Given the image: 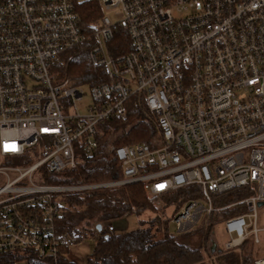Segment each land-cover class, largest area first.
I'll use <instances>...</instances> for the list:
<instances>
[{
	"label": "built area",
	"instance_id": "obj_1",
	"mask_svg": "<svg viewBox=\"0 0 264 264\" xmlns=\"http://www.w3.org/2000/svg\"><path fill=\"white\" fill-rule=\"evenodd\" d=\"M84 1L0 0V154L33 155L28 166L0 165V252L33 247L46 257L72 249L77 236L55 232L66 197L128 183H144L153 196L194 187L172 216L178 232L244 206L223 220L224 250L261 243L264 0H97L104 15L91 33L80 22ZM88 41L107 81L86 86L91 101L84 104V86L59 80L53 65ZM139 94L157 131L151 142L114 147L123 178L42 180L43 166L55 174L76 168L77 144L94 151L99 124L112 115L126 120V103ZM242 187L250 194L216 204V194Z\"/></svg>",
	"mask_w": 264,
	"mask_h": 264
},
{
	"label": "trees",
	"instance_id": "obj_2",
	"mask_svg": "<svg viewBox=\"0 0 264 264\" xmlns=\"http://www.w3.org/2000/svg\"><path fill=\"white\" fill-rule=\"evenodd\" d=\"M80 22L91 33L96 21L104 15L97 0L79 3ZM123 35V33H122ZM126 38V35H124ZM88 41L68 50L53 66L59 72V80H69L74 86H95L107 81L105 69L94 65L90 59ZM128 116L121 120L117 115L99 124V144L89 152L77 144L78 166L61 173H53L46 166L41 168L42 180L48 184L100 183L123 178V166L114 155V147L141 141L151 142L157 131L155 115L146 105L142 94L130 97L126 103ZM12 158L21 165L32 163L33 155L1 156ZM194 187L188 186L168 194L153 196L143 183H128L114 187H102L82 193H72L65 199L62 213L55 220V232L59 236L76 235L77 241L96 237L93 250L87 256V264H207L210 257L215 264H255V244L246 240L239 248L227 251L221 248L213 254L211 241L219 222L229 216L242 213L245 207H229L209 215L201 224L203 231L198 245L183 243L180 236L172 234L168 225L173 214L190 199ZM247 188L216 194L220 206L239 201L249 195ZM169 214V210L172 209ZM150 210L153 216L141 221L138 227L125 232H110L105 222L130 214L141 215ZM102 225L98 231L97 225ZM98 232V233H97ZM56 256H43L36 248L18 247L0 252V264H78L67 257L70 249L60 246ZM212 261L209 260L210 264Z\"/></svg>",
	"mask_w": 264,
	"mask_h": 264
},
{
	"label": "rangeland",
	"instance_id": "obj_3",
	"mask_svg": "<svg viewBox=\"0 0 264 264\" xmlns=\"http://www.w3.org/2000/svg\"><path fill=\"white\" fill-rule=\"evenodd\" d=\"M106 14L109 15L112 19H117V17L115 16L114 12L110 11V10H106ZM84 89L86 91V96H85V101L84 104H86L88 101H91L90 98V94L88 92V87L84 86ZM81 108V112L83 114V112H86L87 107H85L84 105L80 107ZM1 166H18L21 165L19 162H17L16 160H13L12 158H4L1 162H0ZM10 177H14V174L12 172H10L9 174ZM6 180V177L2 176L0 177V182L4 183V181ZM172 209L169 210V214L172 213ZM258 222H257V227L262 228V230L259 233V237L261 240V243L259 244H255L254 246V254L255 256H260L261 254L264 253V205L258 207ZM153 216V212H151L150 210L144 211L143 214L141 215H136V214H130V215H126V216H122V217H116L115 219H111L107 222H105V225H111L114 228V233L116 232H125V231H130V229H134L136 227L139 226V224L141 223V221H147L149 217ZM201 228V225H196L193 228L187 230V232H178V229L175 225L174 222H170L168 225V230L170 233L172 234H177L180 236V240L183 243H192L193 245H198L201 242V238L203 236V231H199ZM213 236L215 237L217 244H219V247L224 249L225 247V242L227 240V235L226 232L224 230V225H223V221L219 222L218 224H216L214 231H213ZM96 242V237H88L86 239H84L83 241H81L80 243H78L76 246H74L72 248L73 249H78L81 252H86L89 253L91 252L93 249V246ZM71 250V249H70ZM262 250V251H261ZM207 259H209L210 261H212L213 259H210V257H208ZM79 262H82V260H79ZM84 264V262H82ZM214 264V263H212Z\"/></svg>",
	"mask_w": 264,
	"mask_h": 264
},
{
	"label": "crops",
	"instance_id": "obj_4",
	"mask_svg": "<svg viewBox=\"0 0 264 264\" xmlns=\"http://www.w3.org/2000/svg\"><path fill=\"white\" fill-rule=\"evenodd\" d=\"M215 238V237H214ZM262 251V250H261ZM264 251V250H263ZM90 253V252H89ZM89 253H86V252H81L80 250L78 249H72L70 250V253L67 254V257L72 260V261H76L78 264H83L82 262H84V264H87V256L89 255ZM263 254H261L260 256H263ZM259 257V256H257ZM79 260H82V262H79ZM207 264H210L209 260L206 261ZM212 263L215 264L214 261H212Z\"/></svg>",
	"mask_w": 264,
	"mask_h": 264
},
{
	"label": "water",
	"instance_id": "obj_5",
	"mask_svg": "<svg viewBox=\"0 0 264 264\" xmlns=\"http://www.w3.org/2000/svg\"><path fill=\"white\" fill-rule=\"evenodd\" d=\"M260 205H264V203L261 202ZM97 229H98V231L102 230V225L101 224H98L97 225ZM211 244H212V246H211V252L213 254H215V253H217V251H220L221 250V248L219 247V244H217V241L214 238L212 239Z\"/></svg>",
	"mask_w": 264,
	"mask_h": 264
}]
</instances>
